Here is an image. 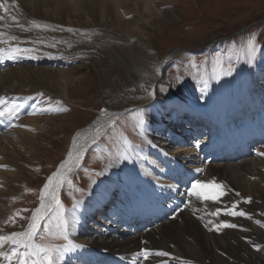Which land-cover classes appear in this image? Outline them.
Listing matches in <instances>:
<instances>
[{"label":"bare ground","instance_id":"1","mask_svg":"<svg viewBox=\"0 0 264 264\" xmlns=\"http://www.w3.org/2000/svg\"><path fill=\"white\" fill-rule=\"evenodd\" d=\"M54 1L57 2L54 3ZM159 2L160 0H5V7L8 8V12H0V15L4 16L3 21H0V31H10L9 37H17L15 41H18V44L21 42L27 43L28 39H30L33 42L30 45L36 46V51H32H35V54L41 53L40 51L44 50V48H49L48 54L52 57L51 61H55L53 65L59 63L65 68L59 69L57 74H55L56 71L54 69L39 67L19 66L8 68L6 71L0 72V96L9 97L14 95V91L24 84H31L32 86L42 85L50 88V85L55 83L59 88L62 86L61 89L63 90L61 92L67 91L72 82L77 83L80 81L78 79L81 75L75 76L79 67H69L74 61L66 57L70 56L73 58L71 56L73 53L79 57L82 56L80 51H86L88 53H85V55L87 54L91 58L94 56L92 59L94 60L95 68L104 74L102 84L114 92L116 90L121 91L114 98V102H118L117 105H129L124 102L126 100L130 101V103L136 102L137 100H129L134 95H137L136 99L148 97L144 101L147 102L150 99L149 92L145 91L142 95L136 93L132 95L130 93L134 90L143 92L144 83H148L155 75L152 69L151 54H149L150 48L143 42L144 38L142 40L138 39L136 42H134V39L132 41L131 29L122 21L125 14L133 12L137 14L143 11L144 14H140L141 17L145 15L155 16L156 5ZM65 3H67L66 6H64ZM58 4L60 5L59 7H57ZM62 6L67 9L66 12L70 10L69 12L72 14L82 12L88 17L100 15L99 18L105 22L100 24L97 21L98 19L92 18L90 22L84 23L85 29L81 28L82 26L73 30L59 29L56 26L61 22L57 24V21L52 20L50 15H53L52 11L56 13ZM69 12L67 14L70 15ZM13 16L16 17L18 23L13 22ZM33 21L42 27H33L31 23ZM122 23L126 25L125 28H115V24L121 25ZM19 25H23L24 28L29 30L24 31ZM109 28L112 29V34L116 33L117 36L122 37L121 42L114 40L117 39L115 38L116 36L107 35ZM135 28L138 29L140 27L136 26ZM40 40H43V43ZM120 43L121 45L118 46ZM70 45L77 49H73L74 51L68 50L67 46L70 47ZM7 47L9 45L5 43L4 48ZM25 57L27 56L22 54L16 61L18 63L27 61ZM170 59L171 55H168L163 62H157L159 66L155 72L157 71V74H159L160 68L167 64V60ZM94 66L93 68L90 67V69H94ZM263 78L264 69L253 75L254 99L250 104H247L250 110L244 118H239L235 122L229 121L231 112L241 110L245 105L233 103L231 99H226L225 103H220L219 101L218 103L216 100L220 99L214 98L215 101L209 102L205 106H200V108L207 111V122L211 125L213 131L207 129L206 139L189 140L187 143L182 144L185 149L176 154H169L161 149L167 144L156 143V136L153 137V132L150 130L155 126H170L172 121L178 119L177 110L186 111L189 114H198L200 119H202L201 114L196 109H193L192 106L187 107L183 101L177 98H165L162 100L156 98L154 101L147 103L146 110L147 115L149 114V121L140 127L137 125L138 128H136L140 136V146H128L126 148L127 155L122 162L110 165L105 169L103 174L107 181L104 184H100L98 189L94 187L91 195H95L94 191H96L97 194L107 197L112 190L114 191L115 187L119 186V193H124L122 202H128L134 198L140 199L143 195L132 196L130 194L128 187L133 188L135 192L136 188L134 181L128 177L132 174H141L144 176L141 183L143 198H146L145 202L148 204V197H155L167 191L166 187L157 186L155 179L161 177L167 179L168 172L173 170L172 166H182L200 174L198 181L201 183L215 182L222 185L226 194L218 202L211 200L202 201L195 196L189 197L188 192L190 189L182 195L185 205L178 215L168 219L169 221L166 220L149 232L116 241L112 237H106V233L102 232L101 229L99 233L102 235L99 237H92L86 241H84L85 239L81 240L79 233L74 228V224L80 222L82 214L78 211H72L70 225L72 226L73 224V226L69 231V240L73 241L74 243L72 244L76 245V247H67V250L64 251L65 263L70 264L72 260V264H102L105 260H101V258L122 255L127 257L125 259H130L135 264H264V227L256 223V221H260L261 224H264V214H259V211L264 213V174L261 173V170H264V160L241 159L234 163L216 164L213 166L207 163L203 164L205 156L202 152V149L210 148L211 141L228 140L230 137L235 139L236 132L251 135V128L257 126V124H262V128H264V82L261 81ZM80 79H83V77ZM257 79L260 82H257ZM127 86H131L133 91H127ZM233 114H236V112ZM103 118H105L104 115ZM104 120L109 121L108 118ZM22 121L26 123L27 118ZM34 121L36 120L29 121L28 124L31 123L30 125L32 126ZM100 122L97 123V126L100 125ZM4 123H7V121H4ZM28 130L25 129L18 136L12 138L6 137V132L0 134V164H3L5 155L14 157L21 166V169L16 171V174L18 176L21 174L20 177H22L24 182L36 173L32 164L28 162V159L31 158L30 152L33 151L38 156L45 154L40 146L35 145L38 139L36 138L37 136L27 132ZM167 140L170 143L177 141L174 137H170ZM145 150L149 152L148 155L145 154ZM70 151L73 157L72 161H75L77 155L75 147H72ZM258 152H264V145L258 146L253 154ZM6 153H9V155ZM68 157L67 155L65 162L62 164L69 163L71 165L73 163L68 161ZM195 157L199 159L195 160ZM185 159L186 161H194V165L186 167ZM120 179H124V185L120 184ZM99 191H107V193L106 195L100 194L98 193ZM236 193H239V195H236ZM247 198H251V203L245 202ZM96 200L90 197V202L86 204L88 205L86 209L88 215L93 212L92 203ZM104 200L105 198H103L101 207H103ZM233 204L237 205L235 209L232 208ZM111 208L110 218H112L113 211L117 210L113 207ZM217 209L220 210L218 215H210V213L216 212ZM232 210L243 211L251 218L224 214ZM173 218L174 220H171ZM209 221L212 223L209 224ZM224 222L236 224L238 227L221 228L217 231L215 226ZM167 224L170 225V228H167ZM111 227L113 231L119 230L118 226L112 225ZM255 246H259L260 250L257 251ZM143 249H149L152 253L164 251L169 253V256L160 257L153 254L148 260H144L141 257L142 255H137Z\"/></svg>","mask_w":264,"mask_h":264},{"label":"rangeland","instance_id":"2","mask_svg":"<svg viewBox=\"0 0 264 264\" xmlns=\"http://www.w3.org/2000/svg\"><path fill=\"white\" fill-rule=\"evenodd\" d=\"M56 2L54 1V3ZM66 5L67 3L64 4V6ZM59 6L58 4L57 7ZM64 6L56 13L52 11L53 15H50L52 20L57 21V24L61 22L56 26L59 29L73 30L80 26L85 29L84 23L90 22L92 18L98 19L100 24L105 22L99 18L100 15L88 17L82 12L72 14L69 12L70 10L67 11L70 13L69 15ZM155 13V16L152 17L148 15L141 17L140 14H144L143 11L137 14L133 12L125 14L122 21L131 29L132 41L134 39L136 42V40L144 38L143 42L150 48L149 54H151L152 69L155 73L150 80L151 82L144 83L143 92L133 91L131 86L126 87L127 91H133L130 93L132 95L135 93L142 95L145 91L149 92L150 99L147 102L144 101L148 97L136 99L137 95H134L129 100H137L136 102L130 103L126 100L124 102L129 105H117L118 102H114V98L121 91L116 90L114 92L102 84L104 74L95 68L92 59L94 56L91 58L87 54L85 55L88 53L86 51H80L82 56L84 54L83 57H78L74 53L71 55L73 58L66 57L74 61L72 67H79L75 76L81 75L83 77V79H80L81 77L78 79L79 82L71 83L67 88L68 93L66 90L61 92L62 86L59 88L55 83H52L50 88L42 85L24 84L14 91V95L9 96V98H18L19 103L22 102L19 98H27L29 102L32 100L30 104L32 111H29L22 119L18 118L15 121L18 126L8 128V131L14 130L10 132L6 130L5 136L12 138L18 136L21 131L29 129L27 132L33 133L38 138L35 145L40 146L45 154L38 156L33 151L30 152L31 158L28 159V162L32 164L36 173L25 182L22 181L21 174L19 176L16 174V171L21 169L19 161L15 160L14 157L4 156L5 160H3V164H0V235H11L13 232L26 230L32 212L39 206L43 186L48 178L65 162L72 147H75L76 154L80 151L84 154L78 165L76 159L71 161L73 162L70 165L72 171L65 173L67 178L71 180V184H65L58 194L70 228L73 226V224L70 225L71 212L78 211L82 214L80 222L74 224V228L77 232L81 231V240H88L82 229L89 224L83 226V219L92 217V213L91 215H88V212L84 214L82 200L89 203L94 187L97 185L99 187L100 184L107 181L105 177L104 181L100 182L99 180L104 175L107 165L122 162L127 155L125 146L127 148L128 146L135 147L140 143V136L136 128L146 124L147 121L141 124L137 122L140 116L146 117V104L156 98L162 100L179 96L190 103H204L202 106L215 101L214 98L220 99L216 100L220 103H225L226 99L232 100V98L240 103H245L246 96L247 104L253 101L252 74L258 73L257 71H261V68L264 67V0H160L156 5ZM126 25L123 23L121 25L115 24V28H125ZM136 26L140 28L136 29ZM111 30V28L107 30V35L116 36L117 39L114 40L121 42L122 37L117 36L116 33L112 34ZM4 32L7 33L5 37H9L10 31ZM253 37L258 43V49L251 63H248V57L244 55L242 48ZM40 41L43 43V40ZM10 43L13 46L32 48L36 51V46H31L33 42L30 39L27 43L18 44V41H11ZM4 45L0 44V47L4 48ZM120 45L121 43L118 46ZM72 47V45L67 46V49H71V51L77 49ZM49 50V48H44L39 54H35V51L24 54L27 56L25 57L27 61L19 62L21 64L16 66L15 63L18 62L14 63L13 60H10L9 67L54 69L55 74H57L58 70L65 68V66L53 65L55 61H51L52 57L48 54ZM238 53L240 54L239 60H237ZM168 55H171V59L167 60V64L161 67L160 73L157 74L158 72L155 70L159 63L163 62ZM217 57L223 61L225 70L231 60L234 69L231 75L221 74L220 69L214 63ZM93 66L94 69H90ZM256 81L260 82L258 79ZM205 82L207 87H205ZM139 97L141 98V96ZM183 102L187 107L192 106L186 101ZM45 108H50L51 111H42ZM33 111L37 114H29ZM20 112H23V108ZM103 115L109 121L104 120ZM26 118L27 122L23 123L22 120ZM33 118L36 121H34V126H31V123L28 124V122L34 120ZM144 119L146 120V118ZM99 122L100 125L97 126ZM98 129L99 134H97ZM166 149L171 153L178 151L176 148L166 147ZM148 153L145 150V154L148 155ZM6 154L9 155V153ZM256 155L257 153L247 159L264 160V156ZM40 161L41 163H39ZM261 173L264 174V170H261ZM98 193L106 195L107 191H99ZM107 198H109L108 195ZM76 201H79L78 207H74ZM72 207L74 208L71 209ZM259 214L263 215L264 213L259 211ZM168 227L170 228V225ZM70 228L68 227L69 231ZM68 238L70 239L69 232ZM37 242L40 241L37 240ZM47 242L64 249L63 244L67 241L51 239ZM6 247L7 245L5 249ZM72 263L71 260L70 264ZM57 264H68L64 261V252L63 258L58 260Z\"/></svg>","mask_w":264,"mask_h":264},{"label":"snow or ice","instance_id":"3","mask_svg":"<svg viewBox=\"0 0 264 264\" xmlns=\"http://www.w3.org/2000/svg\"><path fill=\"white\" fill-rule=\"evenodd\" d=\"M0 12L7 13L8 8L5 7V0H0ZM4 16L0 15V21H3ZM13 22H17L16 17H12ZM33 27L40 28L41 25L31 22ZM22 30L28 31L29 29L24 28L23 25H19ZM46 27V26H43ZM5 32L0 31V44L7 43L9 47H0V63H4L7 60H16L22 54H27L32 52V49L20 48L13 46L10 42L15 41L17 37L10 36L5 39ZM258 49V43L253 37L247 41L246 46L242 48L244 55L248 57V63H251ZM34 58V57H33ZM240 59V54H237V60ZM215 65L220 69L222 75H231L233 72V66L231 60L229 61V66L225 70L223 67V61L217 57L214 61ZM205 87L207 84L205 82ZM23 105L18 102V98H8L6 96H0V123L7 121L10 126H18L15 121L19 118L20 110ZM42 111H51L50 108H45ZM31 115L37 114L35 111L29 113ZM99 134V129L97 130ZM198 146V145H197ZM83 152L77 153L75 159L77 165L79 160L83 156ZM257 155L264 156V152H258ZM73 160L72 155L68 157V161ZM72 166L69 163H64L60 165L57 172L53 173L51 177L48 178L47 182L43 186L40 193V203L31 214L30 222L27 225L25 231L13 232L11 235H0V264H57L58 260L63 258V252L67 250V247H76L72 244L67 236L68 221L64 216V208L59 198V190L65 184H71L65 173H71ZM226 193L223 191V186L215 182L201 183L197 181L192 184L191 190L188 192L189 197L195 196L200 200H211L213 202H218L222 196ZM239 195V193H236ZM251 203V198H247L245 201ZM79 206V201L74 203V207ZM236 204L232 205L235 209ZM220 210L217 209L216 212L210 213V215H218ZM225 215L231 216H241L247 217V213L243 211H227ZM212 223L211 221L208 222ZM261 227L260 221H256ZM43 225V227H42ZM238 225L233 223H221L215 226V229L219 231L221 228H237ZM51 239H63L67 241V246L61 249L55 245L48 243L47 241ZM37 240L40 242L38 243ZM8 246V250L5 251V246ZM256 250L259 251V246H255ZM156 255L160 257L169 256V253L160 251L152 253L149 249H143L141 253L137 255L143 256L144 260H148L151 255Z\"/></svg>","mask_w":264,"mask_h":264}]
</instances>
